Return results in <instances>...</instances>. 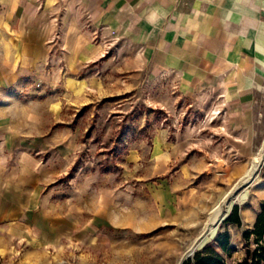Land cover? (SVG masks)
Here are the masks:
<instances>
[{
	"label": "rangeland",
	"instance_id": "rangeland-1",
	"mask_svg": "<svg viewBox=\"0 0 264 264\" xmlns=\"http://www.w3.org/2000/svg\"><path fill=\"white\" fill-rule=\"evenodd\" d=\"M49 77L24 85L19 106L6 107L20 115L26 137L16 154L27 179L0 188V264H180L251 164L240 167L242 158L230 153L216 97L113 68L101 86L74 95L63 85L51 91ZM263 202L260 176L223 204L215 232L198 248L228 230L230 247L220 252L238 264L243 232ZM235 205L241 224L224 223Z\"/></svg>",
	"mask_w": 264,
	"mask_h": 264
},
{
	"label": "crops",
	"instance_id": "crops-1",
	"mask_svg": "<svg viewBox=\"0 0 264 264\" xmlns=\"http://www.w3.org/2000/svg\"><path fill=\"white\" fill-rule=\"evenodd\" d=\"M109 68L215 96L240 167L262 143L264 0H0V188L27 179L20 115L6 109L23 86L49 75L51 91L74 95L101 86ZM13 211L25 217L24 206Z\"/></svg>",
	"mask_w": 264,
	"mask_h": 264
},
{
	"label": "trees",
	"instance_id": "trees-1",
	"mask_svg": "<svg viewBox=\"0 0 264 264\" xmlns=\"http://www.w3.org/2000/svg\"><path fill=\"white\" fill-rule=\"evenodd\" d=\"M224 223L241 224L239 206L235 205ZM245 240V257L238 264H264V202L257 214L254 227L243 232ZM251 240L255 246H251ZM231 244L228 230L218 231L214 239L189 256L182 264H228L220 250L227 251Z\"/></svg>",
	"mask_w": 264,
	"mask_h": 264
},
{
	"label": "bare ground",
	"instance_id": "bare-ground-1",
	"mask_svg": "<svg viewBox=\"0 0 264 264\" xmlns=\"http://www.w3.org/2000/svg\"><path fill=\"white\" fill-rule=\"evenodd\" d=\"M257 167L256 164L253 163L250 165L249 169L246 171V173L241 177V179L236 182V184L223 196L220 202H218L210 211L207 221V226L205 227V230L208 228L209 233L213 234L216 229L217 221L223 216V204H227L228 201L236 197L239 190L245 186H247L249 183L255 181L257 178ZM203 229V231H205ZM203 233V232H202ZM201 235V234H200ZM197 239V238H196ZM195 239V240H196ZM194 243V242H193Z\"/></svg>",
	"mask_w": 264,
	"mask_h": 264
},
{
	"label": "built area",
	"instance_id": "built-area-1",
	"mask_svg": "<svg viewBox=\"0 0 264 264\" xmlns=\"http://www.w3.org/2000/svg\"><path fill=\"white\" fill-rule=\"evenodd\" d=\"M253 163H255L257 167L256 176L264 177V137L262 143L260 144L255 154L253 155L250 165H252Z\"/></svg>",
	"mask_w": 264,
	"mask_h": 264
},
{
	"label": "water",
	"instance_id": "water-1",
	"mask_svg": "<svg viewBox=\"0 0 264 264\" xmlns=\"http://www.w3.org/2000/svg\"><path fill=\"white\" fill-rule=\"evenodd\" d=\"M228 216H226L225 218H223V220H225ZM220 221V219H219ZM217 221V224L218 222ZM217 226V225H216ZM209 233V229L207 228L192 244V246L189 248V250L187 251L186 255L183 256V258L180 261V264H182L189 256L193 255L197 249H198V245L201 243V241L203 240V238Z\"/></svg>",
	"mask_w": 264,
	"mask_h": 264
}]
</instances>
